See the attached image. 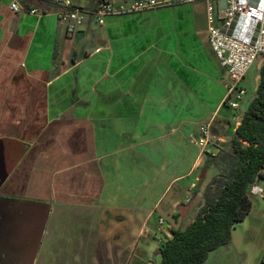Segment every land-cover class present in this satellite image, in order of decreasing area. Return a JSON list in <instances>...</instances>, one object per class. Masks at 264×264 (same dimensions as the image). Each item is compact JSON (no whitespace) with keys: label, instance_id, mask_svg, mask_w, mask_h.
Segmentation results:
<instances>
[{"label":"crops","instance_id":"crops-1","mask_svg":"<svg viewBox=\"0 0 264 264\" xmlns=\"http://www.w3.org/2000/svg\"><path fill=\"white\" fill-rule=\"evenodd\" d=\"M13 1L24 9L26 0H0V219L8 209L28 222L24 236L2 237L9 264H141L152 250L160 260L147 264H159L217 174L200 179L206 154L231 148L242 117L226 111L230 79L210 47L204 4L102 22L87 10L71 35L61 6L15 13ZM203 125L206 149L191 142ZM255 185L263 195H250L221 264L229 254L251 264L248 245L264 249V179Z\"/></svg>","mask_w":264,"mask_h":264},{"label":"trees","instance_id":"trees-1","mask_svg":"<svg viewBox=\"0 0 264 264\" xmlns=\"http://www.w3.org/2000/svg\"><path fill=\"white\" fill-rule=\"evenodd\" d=\"M98 12L109 0H87ZM58 7L56 0H26L24 10L47 11ZM260 63L256 96L243 113L229 150L206 154L200 170L203 180L214 167L217 174L203 190V205L192 223L173 232L160 248L159 264H205L210 254L226 246L236 225L252 209L250 189L264 179V56Z\"/></svg>","mask_w":264,"mask_h":264},{"label":"built area","instance_id":"built-area-1","mask_svg":"<svg viewBox=\"0 0 264 264\" xmlns=\"http://www.w3.org/2000/svg\"><path fill=\"white\" fill-rule=\"evenodd\" d=\"M123 1V4H115L109 0L93 13L102 22V18L109 15L204 4L210 47L230 79L224 104L231 110L239 108L246 94L243 81L259 58L264 56V0H224L225 7L220 4L222 0H135L129 5H125L126 0ZM56 3L63 8L60 20L66 22L68 33L74 35L90 12L74 7L70 0H56ZM10 7L15 13L24 10L17 1H13ZM30 12L36 13L37 10ZM210 138L209 126L203 125L201 135L192 137L191 142L206 149ZM250 194L263 195V190L254 184Z\"/></svg>","mask_w":264,"mask_h":264},{"label":"rangeland","instance_id":"rangeland-1","mask_svg":"<svg viewBox=\"0 0 264 264\" xmlns=\"http://www.w3.org/2000/svg\"><path fill=\"white\" fill-rule=\"evenodd\" d=\"M74 2H78V0H73ZM132 0H127V3H125V5H129L131 4ZM81 5H85L86 1L85 0H79L78 2ZM118 3L123 4L124 1L123 0H118ZM197 8L199 9L200 12L203 11L202 6H197ZM86 10L89 11H93L92 9L90 10L89 8H86ZM94 12V11H93ZM259 74H260V63L257 62L254 64V66L249 70V72L247 73V77L245 82L243 83L244 88L246 89V94L243 97V100L240 102V106L237 110H231L228 109L226 111H237L239 117H241L243 115V113L247 110V108L249 107L250 103L252 102V100L255 98L256 96V89L258 86V82H259ZM227 107H225L224 109H226ZM10 210L8 209H4V213L2 216L3 218L0 219V247H2V249H0V264H9V261L12 260V262L14 261L11 257H9L11 253V251L7 250V248L5 247L6 244L8 243V239L2 240L3 235H9V233H11V231H17V234L14 233L10 234L11 236H16V235H21L24 236L26 234L27 231V222H28V216L25 214H21L18 215L17 217L12 216L9 212ZM7 214V215H6ZM6 215V217L4 216ZM3 228V229H2ZM3 232H1L2 230ZM260 245L256 244V242L253 244H249L247 247V250L252 252V257L250 259H252V263L251 264H258L263 257L261 255H259L260 253H262V251L264 250L262 245V242H259ZM230 248H233L232 250H234V245H231ZM225 250V247H223L222 249H220V251H217V253H215L213 256H211V258L209 259V261L206 264H221L220 260H219V254L221 251ZM160 260V255L159 253H155V250L148 252L145 257L142 258V262L141 264H147L149 261L155 262L157 263ZM224 260V264H245V260L241 261H236L235 257L233 254H229L228 257L222 259Z\"/></svg>","mask_w":264,"mask_h":264},{"label":"water","instance_id":"water-1","mask_svg":"<svg viewBox=\"0 0 264 264\" xmlns=\"http://www.w3.org/2000/svg\"><path fill=\"white\" fill-rule=\"evenodd\" d=\"M220 4H221L222 7H225V1H224V0H222ZM19 158H20V155H18V156L13 160V162H12V164H11V167L14 166V165L17 163V161L19 160ZM6 175H7V174H6ZM6 175L3 176V177L1 178L0 184H1V183L4 181V179L7 177Z\"/></svg>","mask_w":264,"mask_h":264}]
</instances>
